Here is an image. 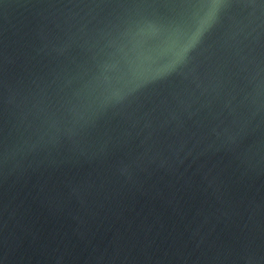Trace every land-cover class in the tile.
Here are the masks:
<instances>
[{
  "label": "water",
  "instance_id": "water-1",
  "mask_svg": "<svg viewBox=\"0 0 264 264\" xmlns=\"http://www.w3.org/2000/svg\"><path fill=\"white\" fill-rule=\"evenodd\" d=\"M0 264H264V0H0Z\"/></svg>",
  "mask_w": 264,
  "mask_h": 264
}]
</instances>
